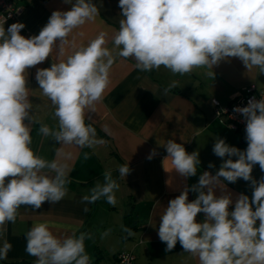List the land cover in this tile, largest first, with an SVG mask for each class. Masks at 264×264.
I'll list each match as a JSON object with an SVG mask.
<instances>
[{
    "label": "clouds",
    "instance_id": "clouds-1",
    "mask_svg": "<svg viewBox=\"0 0 264 264\" xmlns=\"http://www.w3.org/2000/svg\"><path fill=\"white\" fill-rule=\"evenodd\" d=\"M65 3L72 4V0ZM118 6L122 18L113 49L105 46L106 34L101 32L66 60L37 69L41 94L55 107L58 120L56 130L42 125L40 132L57 143L82 148L103 143L96 139V129L86 124L85 115L95 111L104 98L113 51L125 59L133 58L135 67L143 72L163 66L173 74L185 75L198 68L212 70L222 60L235 57L247 72L258 68L264 73V0H119ZM98 15L92 0H75L70 10L53 11L39 34L29 38L20 34L23 23H13L6 30L5 21H0V231L7 222H15L21 206L39 209L44 202L58 203L67 194L66 166L45 160L31 148L33 116L27 70L44 62L57 41L63 54L73 30ZM207 74L214 75L213 71ZM233 111L246 122L247 148L241 151L217 139L213 153L228 159L215 175L205 171L197 184L185 187L160 216L158 236L166 244L165 251L179 242L199 264H264V177L257 182L251 175L256 164L264 171V98H252L247 106ZM164 148L176 173L185 178L196 175L198 152L188 153L174 140H168ZM155 154L153 150L148 159ZM46 169L55 175H48ZM118 171L126 177L128 163ZM221 178L230 183L238 178L251 181V200L240 194L234 210L229 211L231 194H215L217 187L226 188ZM103 179L82 201L105 198L116 204L119 184L110 171ZM189 191L198 193L191 202ZM199 213L205 214L202 222H197ZM125 231L132 234L130 229ZM86 238V233L60 238L48 222H39L26 233V252L36 257L35 264H90ZM11 248L5 240L0 259H6Z\"/></svg>",
    "mask_w": 264,
    "mask_h": 264
},
{
    "label": "crops",
    "instance_id": "crops-1",
    "mask_svg": "<svg viewBox=\"0 0 264 264\" xmlns=\"http://www.w3.org/2000/svg\"><path fill=\"white\" fill-rule=\"evenodd\" d=\"M92 3L98 7L99 15L73 30L63 54L57 41V47L44 62L27 70L33 116L31 148L45 160L66 166L67 194L58 203L44 202L39 209L31 206L18 209L15 222H7L0 231V246L5 240L12 245L0 264H35L36 257L26 252V233L39 222H48L50 230L60 238L86 233L85 249L90 264H106L120 251L131 252L133 264H199L198 258L185 252L179 242L171 251H165L166 244L158 236L160 216L168 202L185 187L197 184L205 171L215 175L228 159L213 153L217 139H224L241 151L247 148L246 133L232 131L223 118L214 117L212 99L228 104L248 86L264 88V73L258 68L247 72L243 62L235 57L222 60L212 70L198 68L185 75L173 74L163 66L143 72L135 67L133 58L125 59L113 51L110 83L104 98L95 105V111H86L85 115L86 124L96 129V139L103 143L83 148L57 143L40 132L42 125L56 130L58 120L54 117L55 107L41 94L36 72L66 60L101 32L106 34L105 46L114 48L113 38L122 18L119 0H92ZM72 4L65 0H19L21 16L6 22L4 27L7 30L19 22L25 25L20 33L25 38L38 35L53 11H68ZM211 71L214 75L210 76L207 73ZM165 89H169L167 94ZM168 140L183 144L188 153H199L195 176L185 178L175 172L164 148ZM153 150L156 154L148 159ZM127 163L130 172L121 177L118 169ZM210 164L214 166L210 168ZM44 171L55 175L47 169ZM107 171L119 184L115 191L116 204L107 203L105 198L93 203L82 201L97 183H104L103 174ZM251 175L258 182L264 171L256 164ZM223 183L226 188L217 187L215 194H231L233 204L229 211L234 210L240 194L251 200V181L238 178L234 183ZM197 195L189 191V202ZM204 218L205 214L199 213L196 219L202 222ZM126 228L131 230V235Z\"/></svg>",
    "mask_w": 264,
    "mask_h": 264
},
{
    "label": "built area",
    "instance_id": "built-area-1",
    "mask_svg": "<svg viewBox=\"0 0 264 264\" xmlns=\"http://www.w3.org/2000/svg\"><path fill=\"white\" fill-rule=\"evenodd\" d=\"M19 0H0V21L9 22L19 18L22 14ZM264 98V88L256 89L248 86L239 92L228 104H221L217 99H212L213 114L215 118H223L227 127L232 131L245 133L246 122L243 116L234 112L235 107H245L250 99ZM134 256L129 251H120L106 264H133Z\"/></svg>",
    "mask_w": 264,
    "mask_h": 264
}]
</instances>
